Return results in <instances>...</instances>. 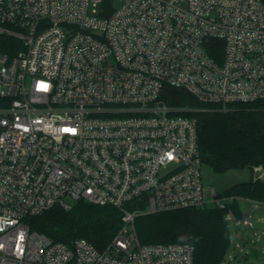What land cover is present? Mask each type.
Instances as JSON below:
<instances>
[{
    "label": "built area",
    "instance_id": "built-area-1",
    "mask_svg": "<svg viewBox=\"0 0 264 264\" xmlns=\"http://www.w3.org/2000/svg\"><path fill=\"white\" fill-rule=\"evenodd\" d=\"M165 88L221 111L264 103V0H0V264H193L190 243L135 229L186 208L255 229L264 203L204 188L198 120ZM78 202L120 213L105 249L25 222Z\"/></svg>",
    "mask_w": 264,
    "mask_h": 264
},
{
    "label": "trees",
    "instance_id": "trees-1",
    "mask_svg": "<svg viewBox=\"0 0 264 264\" xmlns=\"http://www.w3.org/2000/svg\"><path fill=\"white\" fill-rule=\"evenodd\" d=\"M161 99L170 107H188L198 120L197 137L203 164L224 173L254 166L264 169V103H236L221 111L204 105L183 90L165 88ZM264 203V181L236 183L224 193ZM236 207V206H235ZM226 211L186 208L135 219L141 244L190 243L193 264H220L229 246ZM238 214V210L235 209ZM29 228L53 242L71 245L84 239L105 249L122 227L120 213L108 206L78 202L70 210L53 208L25 220Z\"/></svg>",
    "mask_w": 264,
    "mask_h": 264
},
{
    "label": "rangeland",
    "instance_id": "rangeland-1",
    "mask_svg": "<svg viewBox=\"0 0 264 264\" xmlns=\"http://www.w3.org/2000/svg\"><path fill=\"white\" fill-rule=\"evenodd\" d=\"M252 177L253 171L249 168L217 173L207 164H202L201 167L204 188L207 191L214 189L219 196L225 195L232 185L248 181ZM261 180L264 181V172ZM238 204L242 212H249L244 201H239ZM251 219L255 227L251 231L234 223L229 224V246L220 264H264V204L251 211ZM236 244L238 247H235Z\"/></svg>",
    "mask_w": 264,
    "mask_h": 264
},
{
    "label": "crops",
    "instance_id": "crops-1",
    "mask_svg": "<svg viewBox=\"0 0 264 264\" xmlns=\"http://www.w3.org/2000/svg\"><path fill=\"white\" fill-rule=\"evenodd\" d=\"M261 179V178H260Z\"/></svg>",
    "mask_w": 264,
    "mask_h": 264
}]
</instances>
